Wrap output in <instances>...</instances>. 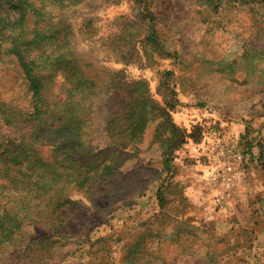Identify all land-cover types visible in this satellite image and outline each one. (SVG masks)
<instances>
[{
  "label": "rangeland",
  "instance_id": "374dc122",
  "mask_svg": "<svg viewBox=\"0 0 264 264\" xmlns=\"http://www.w3.org/2000/svg\"><path fill=\"white\" fill-rule=\"evenodd\" d=\"M0 264H264V0H0Z\"/></svg>",
  "mask_w": 264,
  "mask_h": 264
},
{
  "label": "trees",
  "instance_id": "16d2710c",
  "mask_svg": "<svg viewBox=\"0 0 264 264\" xmlns=\"http://www.w3.org/2000/svg\"><path fill=\"white\" fill-rule=\"evenodd\" d=\"M43 85V83L40 81V83H37L36 81H34L33 83V87H35V89L41 88Z\"/></svg>",
  "mask_w": 264,
  "mask_h": 264
}]
</instances>
